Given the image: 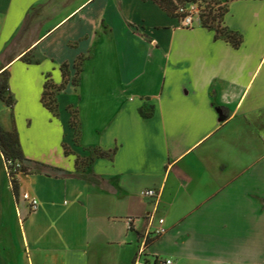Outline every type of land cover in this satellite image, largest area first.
<instances>
[{"label":"crops","instance_id":"obj_1","mask_svg":"<svg viewBox=\"0 0 264 264\" xmlns=\"http://www.w3.org/2000/svg\"><path fill=\"white\" fill-rule=\"evenodd\" d=\"M219 1L240 48L201 19L183 27L152 0H0V74L9 71L15 101H0L12 116L0 126L54 168L21 174L17 197L0 148V264H264V0ZM77 18L82 36L57 43ZM45 45L74 53L46 67ZM34 50L37 60H23ZM92 52L118 66L101 80L113 100L80 95L62 112ZM81 57L79 85L57 93L56 115L42 103L47 79L60 86L65 64L74 79ZM131 90L140 93L131 103L114 102ZM146 189L158 199L143 198ZM156 208L164 235L153 234Z\"/></svg>","mask_w":264,"mask_h":264},{"label":"trees","instance_id":"obj_2","mask_svg":"<svg viewBox=\"0 0 264 264\" xmlns=\"http://www.w3.org/2000/svg\"><path fill=\"white\" fill-rule=\"evenodd\" d=\"M147 1V0H145ZM155 3H157L162 9L167 11V13L172 17H177L180 20L181 15L179 14L178 10L181 6H184L189 3H205L206 9L204 10L201 20L204 27H208L211 29H214L216 31V38H226L229 43L233 45L235 48H240L243 43V36L234 31H230L226 27L222 26L223 18L225 14L228 11L227 5H223V7L220 8V11L218 13L215 12L213 4L214 3H221L219 0H152ZM26 62H29L26 60V56L23 58ZM83 57L80 58V60L76 63L75 68L77 69V74L74 77V79L71 78L70 70L68 65H64L62 68L64 80L63 83L60 86H56L53 82H51L50 79H47V82L45 84V91L42 98L43 105L49 109L51 112L55 113L57 115L58 113V101L56 99V94L58 92H61L65 90L68 86V84L71 82L74 86L79 85V75L82 72V63ZM9 78L10 73L9 71H4L2 74H0V101H5L6 104L13 108L15 101L12 95L9 93ZM48 98H50V101H48ZM55 103V104H53ZM71 125L73 129H75L77 138L80 134V126L79 122L77 121L76 117L73 115ZM0 148L1 151L5 157V160L7 163L12 161L15 166L19 165L18 171L21 172V174H31V173H46V174H54V168L45 165L41 162L34 161L32 159H29L25 156L19 134L17 129L15 128L13 131H6L0 126ZM66 153H70V149L65 146ZM97 154L100 156H108L109 153L97 151ZM80 161L84 162H92V159H80V157L77 160V164L80 163ZM14 167V166H13ZM80 178L86 179L92 184L102 185L103 179L97 175H79ZM13 191L17 197H19V180L18 178L15 179L12 183ZM151 241H148L146 245H149Z\"/></svg>","mask_w":264,"mask_h":264},{"label":"rangeland","instance_id":"obj_3","mask_svg":"<svg viewBox=\"0 0 264 264\" xmlns=\"http://www.w3.org/2000/svg\"><path fill=\"white\" fill-rule=\"evenodd\" d=\"M197 4L199 5V8L202 11H204L206 9L205 3L199 2ZM94 12H96V9L94 10ZM95 15H96V13L93 14V16H95ZM196 21L198 22L199 18H197ZM84 29H85L84 25L78 22V18L74 19V21L69 23L65 28H63L56 35V42L57 43L59 42V44H60L61 42H63L64 40H67V39H71V40L73 39L75 41L79 37L82 36L83 32L85 31ZM36 33H37V30L35 29V38L37 36ZM175 37H176V35H175ZM179 37H180V33H178L176 38H179ZM89 48H92V47L89 46ZM92 50H94V49L92 48ZM71 52L72 51H70L68 49L67 50L58 49L55 51V50L51 49L48 45L41 47V53L43 54V60L46 64V67L51 66L52 56H55L57 60L63 59L65 57L70 59V57L73 56V53H74V52L73 53H71ZM85 54L88 55V53H86V52H85ZM40 56L41 55L38 53V51L34 50V51L27 54L26 60L29 62H32L34 60H37ZM90 56H92L91 59L85 63L84 73H83V84H82L81 88L75 90V88L70 87L69 90L62 96L61 101H60V105L62 107V112H65V104L66 103H68V102L77 103L78 97H80V95L89 96L90 99H89V97H88V99L91 101V103L111 102L113 100L112 93H109L110 88L105 87L101 83V80H102L103 74H105V77L106 76L109 77L110 76L109 73L111 71H116L118 69V66L114 65L112 62L108 61L106 59V56H103L102 54H98V52L97 53L92 52ZM139 72H141V71L139 70ZM79 78L80 77H78L77 79H79ZM41 80H42L41 75H40L39 71H37V69L35 68V85L37 83L40 84L39 82ZM150 88H151V90L155 91V89H154L155 88V82L152 84V86ZM118 95H119V97L115 96L114 102L131 103L130 97L131 96H139L140 93H139V90H134V91L131 90V91H127L125 94L121 93ZM56 97H57V94H56ZM48 101H50V98H48ZM53 104H55V103H53ZM71 111L74 115V110H71ZM75 116H77V115H75ZM0 117H1V121L3 123L7 124V122L12 118L9 107L4 106V105L2 106V108L0 109ZM76 141L77 142L79 141V138H77V135H76ZM255 150L257 151V153L259 155L260 148L257 147ZM262 153H264V152H262ZM155 190H157V189H155ZM157 191H159V190H157ZM143 198H145V197H143ZM156 203L158 204V202H156ZM157 207H158V205H157ZM157 209H158V211H157L155 222L156 223L159 222V223L157 224V227H155V228H158L160 226V220H161V216L159 215V208H156V210ZM153 234L158 236L155 233V230H154ZM164 234H162V235H164ZM150 236H152V235H150ZM156 236H154V237H156ZM144 247H146V246H144Z\"/></svg>","mask_w":264,"mask_h":264},{"label":"built area","instance_id":"obj_4","mask_svg":"<svg viewBox=\"0 0 264 264\" xmlns=\"http://www.w3.org/2000/svg\"><path fill=\"white\" fill-rule=\"evenodd\" d=\"M214 10L216 13L220 11V8L223 7L222 3H214L213 4ZM179 14L181 15L180 21L184 27L192 28L195 26L196 19L199 18L201 19L202 14L204 11H202L199 8V5L197 3H189L184 6H181L180 9L178 10ZM7 163V162H6ZM14 166V167H13ZM19 165L15 166L12 161L7 163V172H8V177L13 183L15 179H17L20 175L21 172L18 171ZM141 195L145 198H151V199H158L159 197V191L155 189H147L142 191ZM23 198L28 201L30 207L32 210H36L39 207V201L37 198L32 197L30 194H25L23 195ZM128 222L130 224L133 223L132 219H129ZM165 220L161 219L160 220V226L158 228H155V233L159 236L167 232V228L165 227ZM144 252V248L141 250V253ZM159 264H172L171 260H167L166 262H160Z\"/></svg>","mask_w":264,"mask_h":264}]
</instances>
